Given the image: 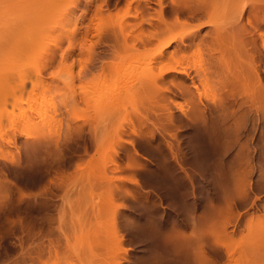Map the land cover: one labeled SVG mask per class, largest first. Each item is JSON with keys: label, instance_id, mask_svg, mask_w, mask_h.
I'll return each mask as SVG.
<instances>
[{"label": "rangeland", "instance_id": "obj_1", "mask_svg": "<svg viewBox=\"0 0 264 264\" xmlns=\"http://www.w3.org/2000/svg\"><path fill=\"white\" fill-rule=\"evenodd\" d=\"M182 1L178 6L177 0H165V15L170 23L177 16L189 18L186 27L158 23L157 0L144 2L151 24L139 26L129 18V37L116 36L120 23L113 20L93 53L88 76L96 72L97 78L94 90L86 89L92 92L89 102L79 97V77L76 84L70 81L80 68L76 37L68 63L62 59L70 43L65 39L43 73L56 78L37 97L41 112L12 116L19 120L10 127L9 112L0 114L9 127L0 134V264H264V235L252 231L253 239L242 233L247 223L264 217V0H234L239 10H232L239 15L244 9L242 18L233 21L228 6L221 13L226 19L215 14L213 22L190 19L189 3ZM81 3L74 16L92 18L90 43L96 38L97 5L114 17L128 6L126 0ZM139 11L133 9L142 17ZM214 26L229 36L223 40ZM143 31L147 40L153 37L150 43ZM242 234L249 237L247 247L239 243ZM238 243L243 245L232 247ZM240 247L246 250L238 251L243 258L250 251L243 263L228 253Z\"/></svg>", "mask_w": 264, "mask_h": 264}, {"label": "bare ground", "instance_id": "obj_2", "mask_svg": "<svg viewBox=\"0 0 264 264\" xmlns=\"http://www.w3.org/2000/svg\"><path fill=\"white\" fill-rule=\"evenodd\" d=\"M1 1V0H0ZM6 0H2V2H0L1 3V5L2 6H4V7H1L0 6V114L1 115H3V113H4V111L5 110H7L8 112V114H9V118H10V120L8 121L7 120V122H9V124H8V126L10 125H12L11 123H13L12 121L13 120H15V118L17 117H15L13 120H12V116H15V115H18V117L20 116V117H24L25 118V116H27V111H36V112H41L40 111V102L38 103V102H36V101H38V98L37 97H39V96H42V95H44L43 94V92L45 93L46 91L45 90H47L48 88L50 89V87H47V86H50L49 84L50 83H52L51 82V80L53 81V79L52 78H56V74L55 73H53L51 76V78H49L50 79V81H49V79L47 78V77H44V75H43V73H44V71L45 70H47V69H49L50 67H51V65L53 64V61H54V59L56 58L55 56H56V54H57V52L59 51V49L62 47V44H63V41L66 39V40H68L70 43H69V49H67L68 51H66V53H64L63 54V62L65 61L66 62V64L68 63V61H69V58L70 57H73V53H74V51H75V43H73V40H74V38L76 39V37H78L77 39L78 40H74V41H76V42H78V48L80 49V51H79V53H78V61H79V64H80V68H79V72H78V74H77V76H75V74H73L72 76H70V77H72V79L70 80L71 81V83H75L74 81H75V79L77 80V78L76 77H79V80L81 81V84H79V86L77 87V85H76V87L78 88V89H83V91L82 90H80V92H81V94H80V96L79 97H81L82 96V100L85 102V103H87V102H89V95H88V93H92L91 91H93L94 89V86H92L91 84L92 83H94L95 81H96V78H97V74H95V73H93L94 74V76L92 75L91 77L90 76H88V71H89V67H90V64L93 62V60L95 59V57H94V54H96L95 53V48H96V45H98V43L100 44V42H103L102 40H103V38L105 39L106 38V36L108 35L107 33V31L109 30L108 28L110 27V29H112L111 28V26H112V22H113V20L115 21V19H119V23L120 24H118V25H120V29H119V32H115V30L113 29V32H115V34H116V36L118 37V35L119 34H121V36H123V35H125V37H129V36H127V34H129V32H127L128 30H130V26H129V24H130V21L129 20H131V19H129V18H131V17H133V18H135L136 19V21H137V23H135V24H138L139 26H145L144 24H145V22H150V24L152 23V19H153V17H151V19H150V16H151V14L149 15V17L144 13V10H145V6L146 5H149L151 2H152V0H131V2H129L128 3V0H126L127 1V3H128V6L127 5H125V6H127V8H126V10L125 9H123V10H125L124 12L122 11L121 13H120V11H116L117 13V15L114 17V14L115 13H113V11H105L104 9H103V5L102 4H100V5H97V8L95 9V12L97 13V21H96V26H95V31H96V33L94 34V36L96 37H94L95 39L94 40H92V41H94V42H88L87 40H89L88 39V36H89V33H90V31L93 29H91V27H94V26H91L90 25V22H88L87 20L88 19H91V21H92V18L90 17V18H88V16L86 17V15H81V16H79V17H76V16H74V13H75V10L79 7V5L80 4H82L81 2H82V0H7L6 2H5ZM107 1V0H106ZM180 1V0H179ZM182 1V0H181ZM186 3H189V5H188V12L190 13V16L192 17V18H190V19H193L194 18V21H195V18H199V20H201L200 18L203 16L204 18L205 17H209V22H213V19H214V17L217 15V14H221V13H223L227 8H228V6H229V8H231V10H232V8H237V5H233L236 1H234V0H184ZM9 2V3H8ZM135 2V3H134ZM144 2H145V4H144ZM157 4H160V6H161V8L159 7V9H160V11H159V13H157L158 15H156V16H158V20L160 21V22H158V23H160L161 25H163V24H165V26H167L168 28H170L171 29V25H174L175 27L174 28H176V25L177 26H185L186 27V25H188V23H189V18H185V19H180V17L179 16H177L176 17V19L174 18V20L173 21H171V23H170V20H168L169 19V17H168V19L166 18V15H165V13H166V11H165V0H157ZM174 2V1H173ZM185 2H183L182 1V4L183 3H185ZM237 2H239V1H237ZM237 2L235 3V4H237ZM91 2L89 1L88 2V5L90 4ZM105 3H107V2H105ZM108 3H109V1H108ZM126 3V4H127ZM178 3H181V2H178V0H177V5L179 6V4ZM240 3H241V1H240ZM123 4H125V2L123 3ZM111 5V4H110ZM155 5H156V3H155ZM186 6H187V4H185ZM236 6V7H231V6ZM86 6V5H85ZM150 6V5H149ZM152 6V5H151ZM255 6V5H254ZM254 6L252 5V7H253V9L252 10H254ZM260 6V5H259ZM264 6V5H263ZM89 7H91V6H89ZM88 7V8H89ZM168 7V6H167ZM177 7V6H176ZM118 8H119V6H118ZM136 9L137 10V12L139 11L141 14H143V16L141 17V15L139 16V15H135V13H133V9ZM147 8V7H146ZM174 8V7H173ZM185 8V7H184ZM187 8V7H186ZM242 8H243V6H242ZM117 9V8H116ZM122 9V8H121ZM152 9V7H150V8H148V10H151ZM235 9H233V10H235ZM238 9V8H237ZM251 9H250V11H251ZM228 10H230V9H228ZM227 10V11H228ZM230 10V11H231ZM233 10L230 12L229 11V13L230 14H232V12H233ZM239 10V9H238ZM259 10H263V9H259ZM177 11V10H176ZM243 11H244V9H241V11H239L240 13H239V15H242L243 14ZM87 12V11H86ZM115 12V11H114ZM143 12V13H142ZM149 12H151V11H149ZM152 12H154V11H152ZM157 12V11H156ZM235 13L236 12H238V11H234ZM233 12V14H234V16H233V21H234V17H238L239 15H238V13H237V15L235 14ZM252 12H254V11H252ZM264 12V11H263ZM188 13V14H189ZM227 14H229L228 12H226ZM245 13V12H244ZM261 13V12H260ZM138 14V13H137ZM216 14V15H215ZM224 14V13H223ZM255 14H256V12H255ZM146 15V16H145ZM154 15V14H153ZM178 15V14H177ZM185 15V14H184ZM218 15V16H219ZM236 15V16H235ZM89 16H90V14H89ZM221 16H222V14H221ZM225 16H227L226 14H225ZM225 16L223 15L222 17L223 18H225ZM228 16H230V15H228ZM252 16V15H251ZM259 16V15H258ZM257 16V17H258ZM262 17H263V15H261ZM260 16V17H261ZM84 17V18H83ZM183 17V16H182ZM185 17V16H184ZM221 17V18H222ZM240 17V16H239ZM238 17V18H239ZM252 17H254V15L252 16ZM261 17V18H262ZM216 18H217V16H216ZM215 18V19H216ZM242 18V16L240 17V19ZM256 18V17H255ZM81 19H83L82 20V22H81ZM220 18H218V20H219ZM226 19V18H225ZM228 19H230V17L228 18ZM227 19V20H228ZM235 19H237V18H235ZM263 19V18H262ZM156 20V19H155ZM157 20V21H158ZM232 20V19H231ZM231 20H229V21H231ZM248 21L246 22V23H244V25H245V27H246V29H247V26H246V24L248 23V22H250L251 20L248 18L247 19ZM260 20V19H259ZM134 21V20H133ZM193 21V20H192ZM207 21V20H206ZM79 22H81V24L79 25ZM162 22V23H161ZM239 23V21H237V20H235V23ZM218 23V22H217ZM216 23V24H217ZM225 23H227V21L225 22ZM242 23H243V21H242ZM254 23V22H253ZM255 23H257L256 21H255ZM206 24V23H205ZM219 25H217V26H222V25H220V23H218ZM224 24V23H223ZM231 24V23H230ZM232 24H234V23H232ZM231 24V25H232ZM239 24H241V23H239ZM238 24V26H240ZM251 24V23H250ZM73 25V26H72ZM213 25V24H212ZM242 25V24H241ZM243 25V26H244ZM69 26H71V27H73L71 30H65V28L66 27H69ZM91 26V27H90ZM128 26H129V29H128ZM138 26V27H139ZM156 26V25H155ZM217 26H214V30H217V36H220V38H223L224 36L226 37V36H229V35H225V33L227 32V31H225V33H224V35H223V30H219L220 29V27L218 28V29H216L217 28ZM236 26V25H235ZM251 26H254V25H251ZM260 26V25H259ZM85 27V29H83ZM118 27V26H117ZM131 27H133V26H131ZM138 27H137V29H138ZM152 27V26H151ZM158 27V26H157ZM163 27V26H162ZM199 27H200V24H199ZM202 27V26H201ZM211 27V26H210ZM241 28H242V26H240ZM126 28L128 29V30H126ZM146 28H147V32H148V27H147V25H146ZM183 28V27H182ZM196 28V27H195ZM143 30H144V28H142ZM141 29V30H142ZM155 29V28H154ZM173 29V28H172ZM197 29L199 30V28L197 27ZM240 29V28H239ZM243 29V28H242ZM245 29V30H246ZM256 29V28H255ZM117 30V29H116ZM121 30V31H120ZM133 30H135V29H133ZM150 30H152V29H150L149 28V32L148 33H150ZM160 31L162 30V28L161 29H159ZM137 31V30H136ZM145 31V30H144ZM143 31V32H144ZM162 31H165V34H166V30H162ZM168 31V30H167ZM171 30H169V32H170ZM210 31V30H209ZM209 31H207V32H209ZM243 31V30H242ZM250 31V30H249ZM111 32V31H110ZM127 32V33H126ZM147 32H144L145 34H146V37H144L145 39L147 38ZM153 32V31H152ZM156 32V31H155ZM158 32V31H157ZM157 32H156V34H157ZM168 32V33H169ZM206 32V33H207ZM245 32V31H244ZM251 32V31H250ZM253 32V31H252ZM261 32V31H260ZM134 33V32H133ZM139 33H140V30H139ZM171 33V32H170ZM193 33V32H192ZM195 33V32H194ZM205 33V34H206ZM215 34H216V32H214ZM262 33V32H261ZM107 34V35H106ZM114 34V35H115ZM138 34V33H137ZM151 34H153V33H150V36H151ZM162 34H163V32H162ZM197 34V33H196ZM213 34V33H212ZM211 34V35H212ZM228 34V33H227ZM230 34V33H229ZM110 35V34H109ZM112 35V34H111ZM113 35V36H114ZM140 35V34H139ZM158 35V34H157ZM159 35H160V33H159ZM158 35V36H159ZM166 35H168V34H166ZM187 35V34H186ZM221 35H223V36H221ZM231 35V34H230ZM234 35V34H233ZM156 36V35H155ZM155 36H154V39H155ZM163 36H165V35H163ZM162 36V38H164ZM206 35H204V36H202V37H205ZM208 36V35H207ZM246 36H247V34H246ZM116 37V38H117ZM124 37V38H125ZM142 37H143V35H142ZM160 37V36H159ZM158 37V38H159ZM167 37V36H166ZM170 37V36H169ZM188 37V36H187ZM191 37H193V36H191ZM214 36H212V38H213ZM231 38H232V36H230ZM229 37V38H230ZM240 37V36H239ZM255 37V36H254ZM253 37V38H254ZM112 38V37H111ZM135 38V37H134ZM134 38H133V40H134ZM144 38H143V41H144ZM151 38V37H150ZM157 38V39H158ZM172 38V37H171ZM176 38V37H175ZM207 38V37H206ZM217 38H219V37H216V39ZM217 39V42H218V40H222V39ZM258 38V37H257ZM122 39H123V37H122ZM152 39H153V37H152ZM152 39H149V36H148V40L146 39L145 41H149V43H150V41L152 40ZM172 39H174V38H172ZM209 39V38H208ZM207 39V40H208ZM225 38H223V40H224ZM238 39V38H237ZM132 39H131V41L130 42H132L133 41ZM160 40V39H159ZM213 40H214V38H213ZM223 40L221 41V42H223ZM227 40V39H226ZM225 40V41H226ZM231 40V39H230ZM229 40V41H230ZM239 40H241V39H239ZM143 41H141V42H143ZM170 41V40H169ZM191 41V40H190ZM199 41H200V39H199ZM198 41V42H199ZM210 41V40H209ZM208 41V42H209ZM242 41V40H241ZM112 42V41H111ZM110 42V43H111ZM126 42H127V39H126ZM135 42V41H134ZM183 42V41H182ZM202 42V41H201ZM200 42V43H201ZM216 42V43H217ZM220 42V43H221ZM235 42V41H234ZM89 43V44H88ZM113 43V42H112ZM135 43H138L137 41L135 42ZM144 43V42H143ZM146 44L148 43V42H145ZM145 43H144V45H145ZM211 43H213L212 42V39H211ZM224 43V42H223ZM222 43V44H223ZM231 44H232V42H230ZM229 43V44H230ZM105 44V43H104ZM108 44V43H107ZM126 44H128V42L126 43ZM129 44H132V43H129ZM128 44V45H129ZM142 44V43H141ZM197 44V43H196ZM208 44V43H207ZM214 44V43H213ZM227 44V43H226ZM135 45V44H134ZM138 45V44H137ZM192 45H194V44H192ZM224 45V44H223ZM237 45V44H236ZM238 45H240V44H238ZM126 46V45H125ZM131 46V48L133 47L132 45H130ZM139 46V45H138ZM189 46V45H188ZM199 46V45H198ZM201 46V45H200ZM212 46V45H211ZM211 46H208V47H211ZM216 46H219L218 44L217 45H215V47ZM221 46V45H220ZM225 46V45H224ZM228 46V45H227ZM127 47H129V46H127ZM136 47V46H135ZM164 47H165V45H164ZM180 47V46H179ZM202 47V46H201ZM207 47V46H206ZM214 47V46H213ZM212 47V48H213ZM226 47V46H225ZM225 47H224V50H225ZM111 48V47H110ZM130 48V47H129ZM130 48V49H131ZM137 48V47H136ZM136 48H134V49H136ZM211 48V49H212ZM231 48H233V47H231ZM239 48V47H238ZM111 49H113V48H111ZM133 49V50H134ZM139 48H137V50H138ZM186 49V48H185ZM190 49H191V46H190ZM200 49V48H199ZM208 49V48H207ZM214 49V48H213ZM220 49V48H219ZM222 49V51H223V53H224V50H223V48H221ZM237 49V48H236ZM114 50V49H113ZM161 50V49H160ZM182 50V49H181ZM195 50V49H194ZM204 50V49H203ZM209 50V49H208ZM215 50V49H214ZM213 50V51H214ZM229 50H231V49H229ZM112 51V50H111ZM131 51H132V49H131ZM135 51V50H134ZM184 51V50H183ZM201 51V50H200ZM235 51V50H234ZM237 51H238V49H237ZM76 52V51H75ZM99 52V51H98ZM113 52V51H112ZM133 52V51H132ZM198 52V51H197ZM203 52V51H202ZM211 52V51H210ZM94 53V54H93ZM163 53V52H162ZM180 53V52H179ZM183 53H185V52H183ZM194 53V51L193 52H191V55ZM196 53V52H195ZM225 53H226V51H225ZM232 53H234V52H232ZM98 54V53H97ZM167 54V53H166ZM173 54V53H172ZM176 54V53H175ZM181 54H182V52H181ZM186 54H187V52H186ZM220 54H221V52H220ZM160 55H161V53H160ZM164 55V54H163ZM177 56L179 55V54H176ZM196 55V54H195ZM211 55V54H210ZM222 55V54H221ZM227 55H228V53H227ZM233 55V54H232ZM231 55V56H232ZM234 55H237L236 53L234 54ZM97 56V55H96ZM106 56V55H105ZM159 56V55H158ZM172 56V55H171ZM182 56V55H181ZM186 56V55H185ZM197 56V55H196ZM217 56V55H216ZM229 56V55H228ZM94 57V58H93ZM166 57V56H165ZM173 57V59H174V56H172ZM187 57V56H186ZM190 57V56H189ZM192 57H194L193 55H192ZM212 57V56H211ZM168 57H166V59H167ZM177 58H180V57H177ZM182 58H185V57H182ZM188 58V57H187ZM220 58V57H219ZM226 58V57H225ZM217 59V58H216ZM215 59V60H216ZM233 59H235V58H233ZM75 62H76V59L74 58L73 59ZM165 60V59H164ZM168 60V59H167ZM169 60H171L170 58H169ZM220 60V59H219ZM222 60V59H221ZM225 60V59H224ZM228 60V59H227ZM166 61V60H165ZM62 62V64L64 65V63ZM169 62V61H168ZM167 62V63H168ZM210 62V61H209ZM218 62V61H217ZM220 62V61H219ZM224 62V61H223ZM228 62H229V60H228ZM70 64L71 63H73V62H69ZM170 63V62H169ZM233 63V62H232ZM69 64V66H70V68H71V71L73 70V67H74V65L73 64H71L70 65ZM101 64V63H100ZM173 64V63H172ZM226 64V63H225ZM229 64H230V62H229ZM178 65H180L179 63H178ZM215 65V64H214ZM223 65V64H222ZM221 65V66H222ZM65 66V65H64ZM234 66V65H233ZM100 67V66H99ZM106 67V66H105ZM175 67H177V65H175ZM175 67H171L172 69L174 68V71L175 70H177ZM218 67V66H217ZM68 68V67H67ZM166 68V67H165ZM165 68H162V69H164L165 70ZM180 68H181V66H180ZM168 68H166V70H167ZM208 69V68H207ZM212 70V68L209 66V69L208 70ZM216 68L214 67V70H215ZM221 69V68H220ZM210 70V71H211ZM219 70V69H218ZM224 70V69H223ZM100 71H102V69L100 70ZM169 71H170V69H169ZM168 71V72H169ZM220 71V70H219ZM218 71V72H219ZM227 71V70H226ZM93 72V71H92ZM209 72V71H208ZM214 72V71H213ZM216 72V71H215ZM225 71H223L222 73H224ZM74 73V72H73ZM91 73V72H90ZM165 73V72H164ZM209 73H211V72H209ZM209 73H205V75L206 74H209ZM221 73V74H222ZM55 74V75H54ZM163 74V73H162ZM220 74V73H219ZM34 75V76H33ZM36 75V76H35ZM69 75V74H68ZM66 76L67 78L69 77V76ZM160 75H161V73H160ZM160 75H158V73L155 75V76H157V78H159L160 77ZM31 76L32 77H34V78H36V80H33L32 78H31ZM98 76H99V74H98ZM101 76V75H100ZM153 77V79L155 78L156 80H157V78L156 77ZM163 76V75H162ZM201 76V75H200ZM202 76H203V74H202ZM202 76H201V78H202ZM209 76V75H208ZM213 76V75H212ZM65 77V79H67ZM183 77H184V75H183ZM220 77V76H219ZM29 79H31V80H33L34 82L33 83H31L30 85H31V87L30 88H28L27 89V85H28V80ZM95 81H94V80ZM149 79H151V76L150 77H148L147 78V80H145L146 81V83H147V81H149ZM152 79V80H153ZM153 80V81H156V80ZM162 79V78H161ZM160 79V80H161ZM68 80H69V78H68ZM67 80V81H68ZM159 80V81H160ZM185 81V79H182V81ZM202 80V79H201ZM153 81H150V82H152L153 83ZM203 81V80H202ZM233 81V80H232ZM28 82V83H27ZM144 82V81H143ZM172 82V81H171ZM70 83V82H69ZM71 83H70V85H71ZM96 83V82H95ZM204 83V82H203ZM76 84V83H75ZM75 84H73V85H75ZM142 84H144V83H142ZM154 85H157L156 84V82H154L153 83ZM158 85H159V83H158ZM27 86V87H26ZM66 86V85H65ZM91 88H90V87ZM146 86V85H145ZM144 86V87H145ZM151 86V85H150ZM76 87L74 86V88L76 89ZM80 87V88H79ZM87 87L91 90H86L87 89ZM147 87H149V86H147ZM155 87V86H154ZM157 87V86H156ZM44 89V91L42 92V90ZM73 89V88H72ZM71 89V90H72ZM146 89V88H145ZM48 91V90H47ZM72 91H74V90H72ZM77 91V90H76ZM90 91V92H89ZM20 92H22L21 94H20ZM24 92H26V95L24 94ZM42 92V93H41ZM75 92V91H74ZM83 92V93H82ZM88 92V93H87ZM17 93H19L18 95H17ZM41 93V94H40ZM96 93V92H95ZM94 94V93H93ZM12 95H15L14 97L15 98H13L12 99ZM17 95V96H16ZM75 95V94H74ZM24 97H26V98H24ZM45 97V96H44ZM75 97H76V95H75ZM93 97V96H92ZM40 98V97H39ZM76 99V98H75ZM40 101V100H39ZM78 100H76V102H77ZM79 102H80V100H79ZM78 102V103H79ZM27 104V105H23V104ZM83 103H81V105H82ZM11 106L10 108L11 109H9L8 110V108L7 107H9V106ZM40 107H39V106ZM85 105V104H84ZM83 105V106H84ZM19 107L18 108V112H15L14 111V108L15 107ZM23 106H26V107H23ZM93 106V105H92ZM53 107V106H52ZM56 107V106H55ZM59 106H57L56 108H58ZM93 108V107H92ZM29 109V110H28ZM60 109V108H59ZM58 109V110H59ZM112 110V109H111ZM55 111V110H54ZM56 113V112H55ZM2 116H0V118H1ZM7 117H8V115H7ZM18 117H17V119H18ZM19 117V118H20ZM8 118V119H9ZM27 118V117H26ZM40 118V117H39ZM1 120V119H0ZM19 120V119H18ZM22 120H24V119H22ZM21 120V121H22ZM30 120V119H29ZM2 121H3V119H2ZM2 121H0V134L1 135H6L7 134V132H6V128H9V127H7V123H3ZM15 122V121H14ZM16 123H18V121L16 122ZM14 125V124H13ZM6 127V128H5ZM9 131V130H8ZM229 198V197H228ZM232 213V212H231ZM258 215H260V214H258ZM253 217V216H252ZM252 217L250 218V220H252ZM262 217V216H261ZM261 217H259L258 218V216H257V220L256 219H253V220H256L257 222H258V224H259V226H258V231L256 230L255 231V229H253V228H251V227H253V224L255 225V226H257L258 224L256 223V222H254V221H252L253 222V224L251 223V224H249V223H247V228L249 227V230H248V232H247V234H246V232H242V233H244L245 235H250L249 237H251L252 236V238H253V236L255 237V238H253V239H256L257 237L259 238V234L260 233H262L263 235H264V227L263 226H260V224L262 225V223L264 222V217H263V219L261 218ZM261 218V219H260ZM260 220H263V222L262 221H260ZM248 222H251V221H249L248 220ZM260 222H262V223H260ZM249 224V225H248ZM263 225H264V223H263ZM262 227H263V229H262ZM251 228V229H250ZM262 229V231H260ZM207 230V229H206ZM210 231H211V229H209ZM244 231H245V229H244ZM250 231V232H249ZM257 232V233H255V234H257L258 236L256 237L255 236V234H250L251 232ZM212 232V231H211ZM241 232H240V234H241ZM259 232V233H258ZM262 234H260V236L262 235ZM232 235V238H231V240H234L235 239V241L238 239L237 238V236H236V238H234V236H233V234H231ZM244 235V236H245ZM262 235V236H263ZM239 236H242L241 238L243 239V234L242 235H239ZM238 236V237H239ZM248 236H245V238H249ZM261 236V237H262ZM231 237V236H230ZM241 238H239V240L241 239ZM245 238L242 240H240L239 241V243H241V241L243 242V244H244V241H245ZM252 240V239H251ZM250 240V241H251ZM246 241L248 242V240L246 239ZM231 242H234V241H231ZM237 242L238 241H236L235 242V244H237ZM238 243V245H236V247H235V245H233L232 247H234V248H237V246L239 247V246H241V245H243V244H239ZM248 243H250V242H248ZM249 245V244H248ZM247 247V244L245 245L244 244V247ZM243 247V246H242ZM242 247H240V248H238V249H233L234 250V253L237 251V253H238V251H240V250H243L244 248H242ZM230 248V247H229ZM250 248V247H249ZM232 249H230V252H228L229 254H230V258L231 259H233L231 256H233L234 257V259H237V260H239L240 258V260L242 261L244 258H245V255L246 254H248L250 251H248V253H246V254H244L245 252H246V250L244 249V255L242 254V256H244V258L243 257H241V255H239L240 253H238V255L240 256H238L237 255V253H236V255L238 256H234V254H233V252L231 251ZM240 249V250H239ZM231 252H232V254H231ZM242 252V251H241ZM239 258V259H238ZM248 258V257H247ZM244 259V260H248V259ZM233 259V260H234ZM232 260V261H233ZM236 260V261H237ZM239 260V261H240ZM243 260V261H244ZM231 261V260H230ZM235 261V260H234ZM233 261V262H234ZM241 261H240V263H241ZM243 261H242V263H243ZM249 261V260H248ZM248 261L245 263V264H247L248 263ZM252 262V261H251ZM251 262L249 261V263L248 264H251ZM235 264V263H234Z\"/></svg>", "mask_w": 264, "mask_h": 264}]
</instances>
